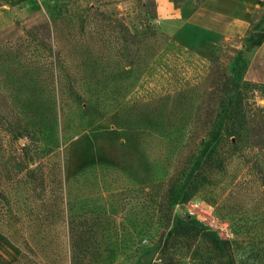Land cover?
I'll use <instances>...</instances> for the list:
<instances>
[{
	"label": "rangeland",
	"instance_id": "rangeland-1",
	"mask_svg": "<svg viewBox=\"0 0 264 264\" xmlns=\"http://www.w3.org/2000/svg\"><path fill=\"white\" fill-rule=\"evenodd\" d=\"M155 5L0 0L3 91L27 120L39 117L52 163L46 193L29 190L22 205L0 206V264H71L72 226L88 239L86 264H264V9L250 26L221 33L153 20ZM112 18L140 31L149 20L157 29L143 41L140 67L125 81L113 80L106 96L95 79L78 80L76 88L74 79L86 75L79 66L99 56L88 50L95 46L92 34L104 25L110 30ZM47 22L54 28L49 61L71 69L64 75L55 66V84L16 92L21 78L3 71V55L16 47L10 42ZM216 57L241 85L235 104L241 101L247 112L237 126L244 130L235 147L229 132L238 113L224 116L177 179L174 221L164 232L155 186L173 175L196 119L205 115L198 109ZM122 69L111 72L119 77ZM211 158L227 159L225 170L209 177Z\"/></svg>",
	"mask_w": 264,
	"mask_h": 264
},
{
	"label": "trees",
	"instance_id": "trees-1",
	"mask_svg": "<svg viewBox=\"0 0 264 264\" xmlns=\"http://www.w3.org/2000/svg\"><path fill=\"white\" fill-rule=\"evenodd\" d=\"M184 2L186 0H176V3L180 6ZM155 9H157V5H155ZM157 19L158 13L153 17V20ZM111 20L114 22L110 30H107V26L104 25L95 29L92 34L95 46L90 47L88 50L91 51V54L96 55L97 53L99 56H92L79 66L84 70L83 74L86 75L74 79L76 88L79 81L95 79L98 86L104 88V92H106L103 93L104 96L108 95L110 91L108 85L113 80L116 82L125 81L131 72L140 67L142 61L140 52L142 45H144L143 41L145 38H149L152 33L157 32V29L152 27V22L149 20L144 25L145 31H140L135 27L131 28L122 19L114 20L112 18ZM27 32V36L19 38L15 44L10 42L11 45L19 47L9 48L1 61L3 62L2 66L4 65L3 71L8 69L12 76L15 75L21 78L20 86L18 85L15 89L16 92L19 87L20 89H26L33 83L48 82L49 85L55 84L53 75L55 66L57 70H63L64 75H67V72L71 69L67 67V64L61 66L60 69L59 63L56 64L48 59L52 57L51 52L54 49V46H52L54 28L50 23L34 25ZM106 37L112 39H106ZM17 64L23 67L21 71L20 68L18 70L13 69ZM120 65L123 69L121 70L122 74L118 77L119 74L111 72V68L112 66L120 67ZM91 69L93 71L88 74L87 71ZM99 69H102V76L98 74L96 76L95 74ZM0 76V127L2 129L0 134V160L3 165V167H0V206L3 208L11 204L14 207L22 205V200L29 190L46 193L50 187L49 177L52 163H50L48 157L49 152L43 147L47 129L41 124L38 116H34L31 119L32 122L24 117L20 106H15L9 99L8 94L3 91L2 83L4 81H2L1 72ZM206 85V101L201 103L198 109L205 111V115L196 119L198 127L190 133L185 151L178 157L180 160L173 175L168 181H161L155 186L158 191L159 213L163 221L164 232L169 230L174 221L173 209L177 179L182 174L184 175L187 167L195 164L196 157L214 136L216 127L224 116L229 112L236 111L235 113H238L234 117L235 127L229 132L230 136L234 138V141L231 140L230 143L235 147L244 130V128H237V126L247 112L245 113L241 101L235 104V95L238 94L241 85L233 79L217 57L209 68ZM70 86L73 87L71 83ZM78 93L79 90L77 89L73 94L77 95ZM261 125H263V122H260ZM250 128L251 136L254 137L255 129ZM22 141H25L24 144L20 143ZM226 159L218 161L211 158L205 165V168L206 166L209 167L208 176L211 177L216 172H223ZM71 228V233L73 232L71 264H86L87 253L83 249V242L88 239L85 235L79 234L73 226ZM168 247L171 251L175 248L171 242H169Z\"/></svg>",
	"mask_w": 264,
	"mask_h": 264
},
{
	"label": "crops",
	"instance_id": "crops-1",
	"mask_svg": "<svg viewBox=\"0 0 264 264\" xmlns=\"http://www.w3.org/2000/svg\"><path fill=\"white\" fill-rule=\"evenodd\" d=\"M158 17L163 23H195L227 33L233 26H250L263 11L264 0H186L181 6L173 0H156Z\"/></svg>",
	"mask_w": 264,
	"mask_h": 264
}]
</instances>
